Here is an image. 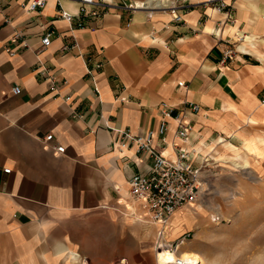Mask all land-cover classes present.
<instances>
[{
    "label": "crops",
    "instance_id": "obj_1",
    "mask_svg": "<svg viewBox=\"0 0 264 264\" xmlns=\"http://www.w3.org/2000/svg\"><path fill=\"white\" fill-rule=\"evenodd\" d=\"M29 1L0 0V264H152L155 229L137 204L117 209L153 161L119 147L117 130H156L162 103L175 114L200 105L186 116L185 143L170 120L163 152L175 159L173 143L187 149L213 183L223 143L240 147L254 137L246 130L264 128V0H224L232 21L208 0H182L181 22L107 0L105 16L73 23L57 16L56 0L33 12ZM61 5L78 12L75 1Z\"/></svg>",
    "mask_w": 264,
    "mask_h": 264
},
{
    "label": "built area",
    "instance_id": "obj_2",
    "mask_svg": "<svg viewBox=\"0 0 264 264\" xmlns=\"http://www.w3.org/2000/svg\"><path fill=\"white\" fill-rule=\"evenodd\" d=\"M48 0H30L24 8L30 12L44 8ZM59 6L57 16L69 23H73L76 17L81 19H99L105 16L112 7L111 2L107 0H71L78 4L77 14L66 11L61 3L64 0H56ZM182 0H117L115 6L127 11H144L149 19L156 11H169L175 21L181 22L180 7ZM218 11L225 12L227 21L233 20L231 13L232 6L227 5L224 0H208ZM83 23L80 22L79 26ZM52 32L43 35L41 43L43 47L51 44ZM65 49H68L65 47ZM227 52V57L231 55ZM52 90L57 89L58 82L54 77H49ZM14 95H19L21 89L14 87ZM176 106L162 103L159 113L161 122L156 130L134 132L131 129L117 130V145L121 148H136L138 153L146 155L153 161L146 174L137 173L129 181V198L124 201L118 200V205L122 208L117 211L123 213L131 211L130 203L137 204L142 210L143 217H140L145 224L155 229L154 253L156 264H200L194 259L183 256L184 247L192 239V232L185 231L178 237L170 238L173 230V218L175 215L186 209H193L200 203L209 191L203 174L202 165L193 163L191 153L180 145L173 143L176 158L170 159L164 155V148L168 147L167 134L169 131L170 120L176 123L175 137L185 143L192 130L191 123L186 121L187 114L195 115L200 111V105L192 103L181 104L180 111L175 114ZM53 139L49 135L44 139L45 147ZM160 141L163 148L156 145ZM65 152L64 147H57L54 154ZM10 170L5 169V173ZM133 215H138V211H132ZM172 255V259L166 261V257ZM165 260V261H163ZM162 261V262H161Z\"/></svg>",
    "mask_w": 264,
    "mask_h": 264
},
{
    "label": "rangeland",
    "instance_id": "obj_3",
    "mask_svg": "<svg viewBox=\"0 0 264 264\" xmlns=\"http://www.w3.org/2000/svg\"><path fill=\"white\" fill-rule=\"evenodd\" d=\"M249 122L257 121L250 119ZM246 131L254 137L244 139L240 147L232 144L228 148L230 142L226 141L223 148L228 151L227 155L247 156L250 167L238 168L234 161L224 158L215 171L213 183H208L207 195L178 223L180 230L192 231L193 237L184 250L198 251L207 264L264 262V239L257 240L259 235L264 238V142L256 141L257 135H264V128ZM216 151L215 158L219 159L223 150L219 147ZM152 254V264H155L154 251ZM121 263L125 264V259Z\"/></svg>",
    "mask_w": 264,
    "mask_h": 264
},
{
    "label": "bare ground",
    "instance_id": "obj_4",
    "mask_svg": "<svg viewBox=\"0 0 264 264\" xmlns=\"http://www.w3.org/2000/svg\"><path fill=\"white\" fill-rule=\"evenodd\" d=\"M254 124V123H253ZM256 141L258 142V143H263L264 142V135H257L256 136ZM227 145H228V148L229 147H231L232 146V144H230V143H227ZM246 152V151H245ZM227 157L231 160V161H234V165L236 166V167H238V168H240V167H244V168H246V169H248L249 167H250V163H249V161H248V159H247V156H245V155H242L241 153H235V154H229V155H227ZM228 161V160H227ZM234 205H235V203H234ZM195 207H196V205H195ZM191 209V208H190ZM186 210H189V209H186ZM186 210H184V211H186ZM184 211H181V212H179V213H177L176 215H175V217L177 216V215H179L180 213H182V212H184ZM174 217V218H175ZM173 218V219H174ZM173 226L175 227L176 226V223L173 221ZM186 231H190V230H186ZM183 232H185V231H182V232H180L179 234H181V233H183ZM192 232V231H191ZM178 234V235H179ZM177 235V236H178ZM171 238V237H170ZM259 238H260V240H263L264 238H262V237H260V235H259V237H257V240H259ZM183 256L185 257V258H191V259H194V260H196L197 262H199L200 264H207V260L206 259H204L203 258V256H202V254L201 253H199L198 251H196V250H185L184 251V253H183ZM78 259V258H77ZM166 261H169V260H171L172 259V255H168L166 258ZM163 261H165V260H163ZM162 262V261H161ZM258 264H264V262L262 263V262H260V263H258Z\"/></svg>",
    "mask_w": 264,
    "mask_h": 264
}]
</instances>
